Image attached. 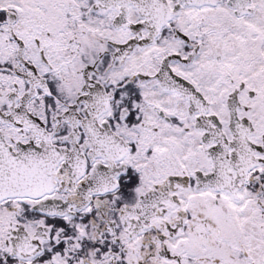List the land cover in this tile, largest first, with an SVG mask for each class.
I'll use <instances>...</instances> for the list:
<instances>
[{"label":"snow or ice","instance_id":"obj_1","mask_svg":"<svg viewBox=\"0 0 264 264\" xmlns=\"http://www.w3.org/2000/svg\"><path fill=\"white\" fill-rule=\"evenodd\" d=\"M0 264H264V0H0Z\"/></svg>","mask_w":264,"mask_h":264}]
</instances>
